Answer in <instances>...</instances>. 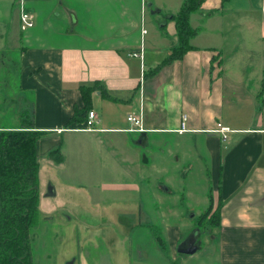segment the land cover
Listing matches in <instances>:
<instances>
[{
  "label": "crops",
  "instance_id": "0c3cea01",
  "mask_svg": "<svg viewBox=\"0 0 264 264\" xmlns=\"http://www.w3.org/2000/svg\"><path fill=\"white\" fill-rule=\"evenodd\" d=\"M182 3L25 0L36 21L23 30L19 0H0V18L8 22L0 24V61L5 62L1 52L8 45L18 50V58L7 63L21 96L19 119L5 125H18L27 116L43 131L37 141L40 201L56 195L64 178L75 177L95 148L107 163L94 167L98 173L122 170L129 177L108 183L113 191L125 186L139 193L141 180L150 175L167 182L171 175L183 179L185 164L190 169L203 162L204 195L189 197L197 194L193 180L201 172L196 170L187 183L173 181L175 193L183 196L173 205L185 196L190 205H205L202 210L210 195L214 209L221 203L218 224L207 230L204 243L178 256L182 226L176 223L166 226L169 248L155 240L150 250L113 256L109 264H264V0H204L190 18L198 28L190 40L193 47L150 74L179 41L176 22L167 15L178 12ZM96 81L106 94L100 88L92 91L98 122L97 129L87 130L85 120L70 119L86 104L81 86ZM140 112L145 129H128V115ZM183 114L188 117L181 130ZM217 122L229 127L226 138L211 131ZM168 138L174 142L165 148ZM71 157L77 161L69 168ZM137 202L126 210L148 211L142 199ZM155 203L159 208L166 202ZM56 209L49 206L46 219ZM143 223L140 217L128 226Z\"/></svg>",
  "mask_w": 264,
  "mask_h": 264
},
{
  "label": "rangeland",
  "instance_id": "374dc122",
  "mask_svg": "<svg viewBox=\"0 0 264 264\" xmlns=\"http://www.w3.org/2000/svg\"><path fill=\"white\" fill-rule=\"evenodd\" d=\"M7 23L6 19L0 18V24L7 25ZM5 48L6 50L1 53H3L2 57L6 63L0 61V125L14 124L19 119L17 114L20 104L16 105V103L21 101L20 84L16 80L14 68L7 63V60L17 59L19 52L17 49H10L9 45ZM172 139H167L165 148L174 142ZM180 140L186 141L185 138ZM171 149L172 147L169 148V150ZM155 150L157 147L153 149V151ZM152 156L151 154L150 161ZM76 161L71 157L68 163L69 168L72 166V162ZM97 165L102 168L103 166L107 167V163L100 159L95 148L93 154L89 155L88 161L82 165L75 177L64 178L58 185L56 195L40 201V221L32 229L33 264H80V262L82 264H109L113 261V256L116 260L127 252L131 256H135L136 252L150 250L151 244L157 240V234L162 237L161 240L164 239L167 248H169L166 239L168 236L166 226L168 227V225L179 223L182 226L180 240L193 233L197 244L204 243L207 230H213L214 227L209 225V216L215 206L212 204V196L210 195L209 201L211 202L208 206L206 205L205 210H202L205 207L203 204L190 205L189 203V197L199 200L198 198L204 195V193L200 194L201 191L204 192V188L207 186L202 174L204 169L202 161L192 164L193 168L190 169L189 165L185 164L187 166L184 167V170H188L184 174L180 173L183 179L171 175L167 179L168 183L163 178L158 180L154 175L143 178L141 180L142 190L139 193L130 191L125 186H121L115 191L108 190V183H123L130 181L129 177L122 170L115 174L105 171L98 173L94 169ZM165 165L168 166L167 163ZM181 165L183 166V164ZM155 169L156 162L150 163V172ZM196 170L201 172V176L198 173V178L193 180L196 182L197 192L192 191L197 194L185 196L184 202L173 205V202H176L179 197L183 198L182 195L179 196L175 193L174 190L177 188L173 186V181L178 180L181 185L183 182L187 183L189 182L188 177ZM156 183H159L158 189L153 192ZM160 184L164 185L165 190H159ZM139 199H142L144 208H148L147 212L145 210L133 212L126 210L130 202L137 204ZM203 199H206L205 196ZM156 200L166 203L158 208ZM51 205L57 206V209L52 213L53 218L46 219V209ZM161 207L165 209H161ZM210 207L212 208L209 210L207 218L200 221L199 216L204 215ZM197 209L201 210L197 211ZM127 213H133L135 216H129ZM140 217L143 218V225L134 228L128 226L132 221H138ZM212 218H214V214ZM196 230L199 232L198 236ZM82 236L84 240H82ZM175 249L178 256H184L178 250V246ZM148 254L151 256L153 253ZM151 263L144 260L141 264Z\"/></svg>",
  "mask_w": 264,
  "mask_h": 264
},
{
  "label": "trees",
  "instance_id": "16d2710c",
  "mask_svg": "<svg viewBox=\"0 0 264 264\" xmlns=\"http://www.w3.org/2000/svg\"><path fill=\"white\" fill-rule=\"evenodd\" d=\"M203 1L183 0L178 12L167 15L176 22L179 41L150 74H155L163 65L182 57L193 47L190 40L198 28L192 26L190 18L200 9ZM100 86L104 85L97 81L81 86L86 104L83 108L75 109L70 122L88 119L92 110V91L100 88L106 94V90ZM42 133L36 129L34 120L27 116L18 125H0V264H33L32 229L41 216L37 141ZM220 205L209 216L211 227L218 224ZM211 208L199 216L200 221L207 218ZM156 238L167 247L159 234Z\"/></svg>",
  "mask_w": 264,
  "mask_h": 264
},
{
  "label": "built area",
  "instance_id": "2783aa9c",
  "mask_svg": "<svg viewBox=\"0 0 264 264\" xmlns=\"http://www.w3.org/2000/svg\"><path fill=\"white\" fill-rule=\"evenodd\" d=\"M20 4V27L23 30H26L30 27H32L35 24V15L32 11H30L26 4L25 0H19ZM146 32V29H144ZM130 54L132 55H139L142 56V51H133ZM187 114H183L182 116V127L180 128L181 130L186 129V120H187ZM128 120L131 122L132 126L129 127L128 129L130 130H141L143 131L144 128V117L143 113L140 112L139 114L131 113L128 115ZM98 122V115L95 112V110H90L88 119L85 121V124L83 126L84 129L87 130H95L96 128V123ZM229 130V127L224 125L222 122H217V126L215 128H212L211 131L219 132L222 134L224 138L227 137V132Z\"/></svg>",
  "mask_w": 264,
  "mask_h": 264
},
{
  "label": "water",
  "instance_id": "95a60500",
  "mask_svg": "<svg viewBox=\"0 0 264 264\" xmlns=\"http://www.w3.org/2000/svg\"><path fill=\"white\" fill-rule=\"evenodd\" d=\"M53 192V187H49V193ZM194 234H189L185 237L178 245V250L181 253H194L199 245L196 243V237L193 236Z\"/></svg>",
  "mask_w": 264,
  "mask_h": 264
}]
</instances>
